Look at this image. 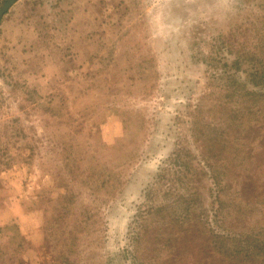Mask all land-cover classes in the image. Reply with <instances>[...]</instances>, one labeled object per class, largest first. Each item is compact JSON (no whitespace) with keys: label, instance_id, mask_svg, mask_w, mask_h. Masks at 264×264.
Wrapping results in <instances>:
<instances>
[{"label":"rangeland","instance_id":"1","mask_svg":"<svg viewBox=\"0 0 264 264\" xmlns=\"http://www.w3.org/2000/svg\"><path fill=\"white\" fill-rule=\"evenodd\" d=\"M255 69L264 0H18L0 19V264H201L170 246L192 221L264 227V199L238 220L232 204L264 196Z\"/></svg>","mask_w":264,"mask_h":264},{"label":"trees","instance_id":"2","mask_svg":"<svg viewBox=\"0 0 264 264\" xmlns=\"http://www.w3.org/2000/svg\"><path fill=\"white\" fill-rule=\"evenodd\" d=\"M257 76H260V80H262L264 72L258 70ZM247 192L246 187L240 188L233 198L232 204L236 220L241 219L239 216L243 211L249 210V205L259 207L263 203L262 193L251 195ZM220 193L218 190L215 198L216 211L223 208L224 199L221 198ZM192 223L194 224H188L182 227L179 232L174 233L173 244L170 245L172 247L182 246L183 252L188 251L183 255L186 259L192 257V260L199 261L201 264H264V227L257 228L255 225L251 231L248 228L238 230L235 220L226 222V219H220L218 227H221L222 230L218 232L209 228L207 222L195 223L192 221ZM243 223L245 224V222ZM196 226L202 227L203 231L209 229L212 232L204 235L198 231L199 228ZM247 231L249 232L246 233ZM201 240L203 242H200ZM179 254H181L180 251L175 252V256Z\"/></svg>","mask_w":264,"mask_h":264},{"label":"water","instance_id":"3","mask_svg":"<svg viewBox=\"0 0 264 264\" xmlns=\"http://www.w3.org/2000/svg\"><path fill=\"white\" fill-rule=\"evenodd\" d=\"M18 0H8L0 11V19L6 14V12L15 4Z\"/></svg>","mask_w":264,"mask_h":264}]
</instances>
